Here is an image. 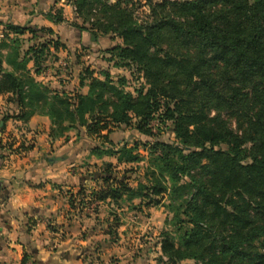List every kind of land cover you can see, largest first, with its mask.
I'll use <instances>...</instances> for the list:
<instances>
[{
	"label": "trees",
	"instance_id": "trees-1",
	"mask_svg": "<svg viewBox=\"0 0 264 264\" xmlns=\"http://www.w3.org/2000/svg\"><path fill=\"white\" fill-rule=\"evenodd\" d=\"M65 3L82 24L68 22L63 8L45 17L96 39H119L107 52L110 61L140 75L147 89L132 94L125 78L114 82L109 72L98 76L86 68L79 78L87 95L50 90L35 77L47 70L52 49H65L60 38L49 28L7 25L0 94L16 97L21 111L13 118L27 123L36 113L48 116L51 140L83 132L100 141L92 154L114 158L117 166L142 163V146L152 169L148 181L134 188L126 176L112 175L117 166L110 164L92 199L116 205L140 200L150 208L166 198L176 233L161 235L157 264H264V0ZM169 124L174 142L155 132ZM122 127L151 141L114 144L110 136ZM7 147L20 154L32 149Z\"/></svg>",
	"mask_w": 264,
	"mask_h": 264
},
{
	"label": "crops",
	"instance_id": "crops-1",
	"mask_svg": "<svg viewBox=\"0 0 264 264\" xmlns=\"http://www.w3.org/2000/svg\"><path fill=\"white\" fill-rule=\"evenodd\" d=\"M54 7L63 8L68 22L77 20L65 0H0V45L7 25L52 29L65 49H52L54 59L48 58L47 70L36 81L50 90L87 95L88 87H81L79 78L82 55L115 42L100 37L93 41L88 32L50 22L45 15ZM23 39L27 50L29 35ZM7 54V49L1 50L3 57ZM3 67L13 70L6 63ZM20 111L14 95L0 94V264H23L25 256L27 264H157L160 236L155 229L144 237L141 232L149 223L156 228L159 224L142 216L144 207L92 199L108 176L100 170L117 166L116 159L93 155L95 142L83 132L51 140L48 116L36 113L24 123L13 118ZM9 144L32 149L13 153ZM82 190L84 194L78 196Z\"/></svg>",
	"mask_w": 264,
	"mask_h": 264
},
{
	"label": "rangeland",
	"instance_id": "rangeland-1",
	"mask_svg": "<svg viewBox=\"0 0 264 264\" xmlns=\"http://www.w3.org/2000/svg\"><path fill=\"white\" fill-rule=\"evenodd\" d=\"M111 2H116V0H110ZM143 2L145 0H142ZM157 1V0H156ZM143 12H146V9L143 10ZM144 15L142 11L140 12V19L143 18ZM75 22L78 24H82L83 20L82 19H77ZM69 25V24H68ZM70 26V25H69ZM71 27V26H70ZM77 30V29H76ZM79 31V30H77ZM103 38V37H100ZM110 39V38H109ZM117 41V40H116ZM116 41L113 44L110 43H103L105 44V50H102L101 47H98V50L96 51H85V54L82 55L84 57V60L81 62V67L80 70L83 69H92L95 70L96 75L100 76L101 73L103 72H109L111 75L112 79L114 82H118L121 79L125 78L127 81L126 84V90L131 92L132 94H136L137 90L140 89H147V84L144 79L138 74H132L131 71L128 68H123L120 66H116V62H111V57L107 53L112 46L116 45ZM105 42V41H103ZM109 42V41H108ZM89 44V43H87ZM112 45V46H111ZM91 47V45H89ZM95 53L96 55H93ZM52 60L54 59L51 58ZM57 68L53 66V69ZM59 70V69H56ZM53 72V71H52ZM155 132L157 133L158 137L169 141V142H174L175 141V135L173 134V126L171 124L168 125V127H161L160 128V133L157 132V126L154 127ZM114 144L121 145V144H127L129 147L135 145V144H145L146 142L151 141L150 138L139 134L137 131H135L133 128H118L116 129L110 136ZM90 140V139H88ZM91 142H95L93 144H100V141L96 140H90ZM139 152L143 158V162L140 164H134V165H122V166H117L112 170V175H116L117 177H121L122 179L124 176L129 178V185L136 188L137 184L139 182L146 183L148 181L147 179V172H152V169H150V159L148 157V154L144 151L142 146H140ZM97 169V168H96ZM95 169V170H96ZM97 171V170H96ZM102 169L100 170L101 174H104ZM151 174V173H150ZM140 200L134 201V203H128V202H121L123 205L125 204L126 206L128 204L132 205V208H142L140 206ZM120 203V205H122ZM135 204H138L135 206ZM169 204V201L165 198L162 202V205L160 206H155V207H150V208H143L141 211L143 217H149V219L152 217L154 218L155 222L159 224V227L156 228L155 226L147 225V228L144 229L141 234L144 236H147L148 233H151L153 229L157 231V234L160 236V242H161V235L163 233L169 232V233H176V229L172 226L173 224V214L169 211L167 208V205ZM138 206V207H137ZM145 209V210H144ZM144 218H142L143 220ZM142 224V223H141ZM142 225H140L141 227ZM138 228V226L133 227V231ZM159 242V245H160ZM130 244V243H129ZM152 247V246H151ZM156 259H158L161 256V246H160V255H155ZM179 264H197L195 261H181Z\"/></svg>",
	"mask_w": 264,
	"mask_h": 264
},
{
	"label": "water",
	"instance_id": "water-1",
	"mask_svg": "<svg viewBox=\"0 0 264 264\" xmlns=\"http://www.w3.org/2000/svg\"><path fill=\"white\" fill-rule=\"evenodd\" d=\"M92 40H93V41H96V37L92 36Z\"/></svg>",
	"mask_w": 264,
	"mask_h": 264
}]
</instances>
